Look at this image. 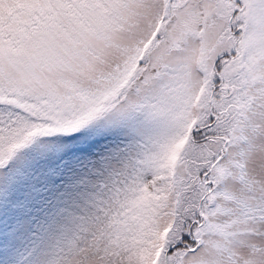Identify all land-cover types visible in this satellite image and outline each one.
Masks as SVG:
<instances>
[{"label": "snow or ice", "instance_id": "obj_1", "mask_svg": "<svg viewBox=\"0 0 264 264\" xmlns=\"http://www.w3.org/2000/svg\"><path fill=\"white\" fill-rule=\"evenodd\" d=\"M0 264H264V0H0Z\"/></svg>", "mask_w": 264, "mask_h": 264}]
</instances>
